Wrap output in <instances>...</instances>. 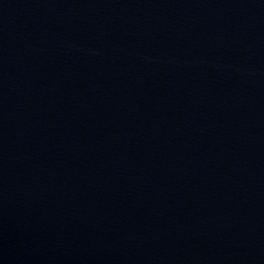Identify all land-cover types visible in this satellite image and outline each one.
<instances>
[{"label": "water", "instance_id": "1", "mask_svg": "<svg viewBox=\"0 0 264 264\" xmlns=\"http://www.w3.org/2000/svg\"><path fill=\"white\" fill-rule=\"evenodd\" d=\"M0 264H264V0H0Z\"/></svg>", "mask_w": 264, "mask_h": 264}]
</instances>
